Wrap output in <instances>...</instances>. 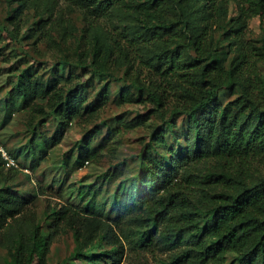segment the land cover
<instances>
[{
    "label": "trees",
    "instance_id": "trees-1",
    "mask_svg": "<svg viewBox=\"0 0 264 264\" xmlns=\"http://www.w3.org/2000/svg\"><path fill=\"white\" fill-rule=\"evenodd\" d=\"M9 1L0 39L4 32L7 43L22 48V40L34 38L53 53L42 71L47 61L28 56L5 85L1 125L17 111L28 115L27 144L9 151L20 164L35 169L74 120L95 117L110 99L112 81H122L119 102L138 107L130 118H116L102 145L122 127L162 118L108 210L90 200L79 208L63 204L46 215L47 226L36 214L25 216L37 193L26 195L22 166L6 167L0 154V242L6 237L11 264H49L60 229L72 232L76 245L59 264L105 257V264H122L125 247L114 224L123 230L125 217L140 244L168 251L160 264H264V36L245 38L252 18L264 20V0H66L81 10V28L59 0ZM231 3L237 14L228 18ZM222 90L230 92L225 101ZM100 132L95 125L82 134L73 164L83 168L95 158ZM105 212L116 214L106 221ZM104 228L116 254L96 239Z\"/></svg>",
    "mask_w": 264,
    "mask_h": 264
},
{
    "label": "rangeland",
    "instance_id": "rangeland-1",
    "mask_svg": "<svg viewBox=\"0 0 264 264\" xmlns=\"http://www.w3.org/2000/svg\"><path fill=\"white\" fill-rule=\"evenodd\" d=\"M65 16L81 28L84 25L83 14L81 10L74 5L69 4L66 0H59V6ZM11 9L9 0H0V22L5 20ZM237 14L235 4L231 3L228 12V18ZM26 29L24 30V32ZM264 36V20L258 16L249 21L248 30L245 33L246 39L260 40ZM6 33L3 32V37L0 39V142L5 148L10 151L19 145H26L29 139L27 132L26 119H28L27 111H17L11 121L2 126L1 122L4 117V95L5 85L15 77L14 67H24L27 61L34 62V57L38 56L40 61H47L44 66H38L42 71L44 68L48 70L51 63L52 51H50L43 41L33 43L34 38L22 40V48L15 43H7L10 41L6 38ZM28 52V53H26ZM33 55V56H32ZM61 74L66 75L68 69L65 66L61 67ZM97 85L91 88V97L94 96L99 87ZM122 86V81H112L110 83V99L107 105L93 118H79L71 123L60 144L52 148L48 155L35 168L30 167L28 161L20 164L22 171L19 173L22 180L21 188L24 189L26 195L31 192H36V196L29 202L25 216L32 218L36 214L42 222L47 226L46 215L53 207L59 208L63 204H68L74 207H81L88 200L93 206L105 207L107 210L110 207L112 195L115 188L124 179L129 180L138 168L140 160V149L142 143L150 136V131L153 126L162 121L159 115H154L152 119L145 124L133 129H125L122 127L117 133L106 140L109 135V126L117 125L116 118L122 116L125 119L130 118L136 113L137 103L119 102V91ZM230 95L228 90L221 91V100L225 101ZM180 123V121H179ZM95 125L101 128L100 134H96L94 138V146L97 147V153L94 159L88 160L83 168L73 164L77 151L74 149L77 140L87 130L94 128ZM170 143L172 136L169 137ZM102 145V146H101ZM71 153V154H70ZM70 154V163L64 166V155ZM209 163L199 164L198 167L205 169ZM27 174L30 176L28 177ZM80 189L84 192L82 196L79 194ZM96 208V209H97ZM114 213L105 212L102 216L106 221L109 218L115 217ZM127 217L121 223L123 230L115 223L117 232L121 234V238L125 247V253L122 264H160L162 258L168 256V251L160 249L157 246H143L140 244L139 237L130 235L129 228L126 225ZM25 224L23 228L25 229ZM17 230V227H14ZM13 230V233H15ZM106 228L100 230L96 239H101L102 250L108 251L110 254H116L117 245L108 242L104 237ZM55 236L52 242L50 252L48 254L49 264H59L64 259L68 258L75 248V241L72 232L62 231ZM6 238V237H5ZM4 238V240H6ZM0 242V264H11V255L9 247ZM96 245V249H100ZM233 254L228 253L227 262L233 259ZM79 262V261H78ZM80 263V262H79ZM110 263L105 257V260L98 261L96 264Z\"/></svg>",
    "mask_w": 264,
    "mask_h": 264
},
{
    "label": "built area",
    "instance_id": "built-area-1",
    "mask_svg": "<svg viewBox=\"0 0 264 264\" xmlns=\"http://www.w3.org/2000/svg\"><path fill=\"white\" fill-rule=\"evenodd\" d=\"M0 154L4 159L6 167H20V161L16 159L14 156H12L1 142H0Z\"/></svg>",
    "mask_w": 264,
    "mask_h": 264
}]
</instances>
